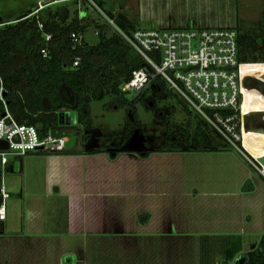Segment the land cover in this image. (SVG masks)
<instances>
[{"label": "crops", "instance_id": "0c3cea01", "mask_svg": "<svg viewBox=\"0 0 264 264\" xmlns=\"http://www.w3.org/2000/svg\"><path fill=\"white\" fill-rule=\"evenodd\" d=\"M137 16H128L136 28L151 21ZM92 129L79 130L76 148L68 141L60 151L14 156L20 170L0 165L2 179L22 174V231L37 237V247L76 239L81 257L70 264H225L219 237L240 236L246 253L263 234L264 178L238 153L163 149L143 157L125 148L129 140L115 150L97 146ZM247 181L254 191L243 192ZM8 214L9 204L0 231Z\"/></svg>", "mask_w": 264, "mask_h": 264}, {"label": "trees", "instance_id": "16d2710c", "mask_svg": "<svg viewBox=\"0 0 264 264\" xmlns=\"http://www.w3.org/2000/svg\"><path fill=\"white\" fill-rule=\"evenodd\" d=\"M95 1L103 7L101 0ZM116 5H111V9L106 10L107 14L127 33L134 31V21L130 20L122 9L120 11L123 13H114ZM65 16L52 13V10L47 8L17 23L0 27V113L3 114L6 107L19 124L36 126L42 138L47 137L50 130L57 126L58 115L63 110L77 112L78 124L87 129L92 128L91 103L102 100L105 96L123 97L124 83L132 78L134 71L145 67L144 61L137 58L119 36L112 34L107 38L106 29L101 25L97 26L98 44L90 46L83 38L82 45L76 51L72 50L71 34L83 37L94 23L85 18L79 19V13L71 22H67ZM234 27L239 33V61L243 64L260 63L262 49L257 45L258 40L264 41V15L256 25H244L238 20ZM244 27L246 31L243 32ZM47 35H51L50 41H46ZM43 49H47L46 58L42 54ZM76 56L82 57L78 67L73 66ZM243 71L255 76L264 75V67L260 65L246 66ZM162 86L166 88L167 96H171V91L163 82L152 84V88L156 90ZM262 95L245 92V114L264 112V91ZM145 98L146 92H143L133 101H124L123 105L129 107L135 118L136 104L142 103ZM187 111L191 114L188 108ZM138 128H142V124L136 120L134 125H126L123 144ZM175 132L177 131L167 135L166 151L236 152L244 158L234 146L223 140L198 116L194 134L184 135L193 148L182 149L176 145L175 149H171L170 136ZM237 146L258 165V159L264 157V134L243 131V141L238 142ZM150 155L151 152L141 154L143 157ZM242 190L254 191L253 183L247 181ZM219 238L223 240L220 253L225 264L236 259L243 264H264V232L258 248L246 253L243 252L240 236ZM206 239L207 237H204V240ZM213 251L210 253L213 254ZM202 253L204 256L208 251L203 250Z\"/></svg>", "mask_w": 264, "mask_h": 264}, {"label": "rangeland", "instance_id": "374dc122", "mask_svg": "<svg viewBox=\"0 0 264 264\" xmlns=\"http://www.w3.org/2000/svg\"><path fill=\"white\" fill-rule=\"evenodd\" d=\"M61 1L49 7L52 13L66 15L67 22H71L79 13L80 18L88 19L94 23L84 33L83 38L86 44L90 46L98 44L99 39L96 36L98 25L105 27L107 38L113 34V30L107 25L104 17L84 0L80 3L72 0ZM105 2L108 10L111 9L112 2H116L118 11L122 9L128 16L130 12L137 14L140 19L146 17L147 20L151 21L141 23V27L150 29L159 28L163 25L176 28L191 25L200 27L235 26L238 20H241L244 25H256L264 15V0H105ZM79 4L83 6L82 10H79ZM37 8L38 0H0V23H17L30 17ZM138 9L141 12H138ZM137 17L133 18L137 20ZM242 31H246V27L242 28ZM257 47L262 49L260 52L262 61L250 65L264 67V41L258 40ZM246 72V87L251 92L257 90L262 95L264 75L255 76L248 71ZM167 94L164 86L160 87L159 91L152 87L146 90L144 101L136 104L137 117L135 116V120L142 124V128L135 130L125 144V148L137 152L163 150L166 147L168 133L174 131L177 132L170 136L169 146L171 149H175L176 145L182 149L193 148L189 139L184 135L187 133L194 134L196 114L193 112L190 114L186 104L180 102L178 97L172 94L167 96ZM134 99L133 93H125L121 98L105 96L104 99L91 103L93 129L90 134L93 136V140L97 142V146H110L111 150L118 149L116 146L119 148L122 146L126 125H134L130 120L129 107H123L122 101L128 103ZM81 128L83 127L78 124L77 112L63 110L58 115L57 126L50 130L49 136L67 138L69 141L67 148L72 149L79 144L81 138L78 137V133ZM247 130L248 132L264 134V112H252L245 117L244 131L247 132ZM8 159L11 164H15L16 168L19 169L20 162L16 160V157L8 155ZM258 167H253V169L257 170L264 178V169ZM2 180L13 196L8 202L9 214L8 220L5 222L6 229L0 231V264H70L71 260L76 261L77 256L81 257V251H78L81 244L76 239H45L46 245L39 248L37 247V237L25 236L22 231L24 221L22 202L18 199L22 192V174L7 175L2 179L0 173V188ZM254 220L257 223L259 217H255ZM260 220L261 222L264 221V210L261 212ZM260 237L254 238L257 241L252 242L250 251L258 248ZM52 242L55 245L50 246ZM217 243L219 244V242ZM74 250L78 255H71V251ZM221 250V248L217 250V259L222 256L219 253ZM62 253L65 254L62 255ZM60 255L62 256L59 257ZM213 256L217 255L214 254Z\"/></svg>", "mask_w": 264, "mask_h": 264}, {"label": "built area", "instance_id": "2783aa9c", "mask_svg": "<svg viewBox=\"0 0 264 264\" xmlns=\"http://www.w3.org/2000/svg\"><path fill=\"white\" fill-rule=\"evenodd\" d=\"M72 1L80 3L82 0ZM84 1L104 17L113 34L119 36L135 56L145 63L144 68L134 71L132 78L124 83L123 93H133L136 98L152 87L154 82H163L191 112L206 121L223 140L234 146L249 164L264 169L237 146L238 142L243 141L245 117L249 115L243 111L245 92L251 90L246 87L243 71L250 64L239 61V33L234 26L136 28L127 33L107 14L105 0H101L103 7L95 0ZM60 2L62 1L38 0V8L33 15ZM111 5H116V2ZM80 6L79 4V10H82L83 6ZM114 13L118 15L123 12H118L115 8ZM5 25L7 24L0 23V27ZM96 36H99V30ZM51 38V35H47L46 41ZM71 39L72 50L76 51L82 45L83 37L73 33ZM42 54L46 58L47 49H43ZM81 60V56H76L73 66L78 67ZM256 93L259 92L256 90ZM0 141L9 145L7 151H0L3 167L8 164V155L24 156L48 151L52 147L60 151L68 143L67 138H53L49 135L42 138L36 126L19 124L6 107L5 112L0 113ZM10 197L2 180L0 222L7 219Z\"/></svg>", "mask_w": 264, "mask_h": 264}, {"label": "water", "instance_id": "95a60500", "mask_svg": "<svg viewBox=\"0 0 264 264\" xmlns=\"http://www.w3.org/2000/svg\"><path fill=\"white\" fill-rule=\"evenodd\" d=\"M130 120L131 121L135 120V118H134V116H132V114L130 116ZM8 149H9L8 143L4 142V141H0V151H7ZM258 162L260 163L259 165L261 167H264V157H262V159H258Z\"/></svg>", "mask_w": 264, "mask_h": 264}, {"label": "flooded vegetation", "instance_id": "af4514ba", "mask_svg": "<svg viewBox=\"0 0 264 264\" xmlns=\"http://www.w3.org/2000/svg\"><path fill=\"white\" fill-rule=\"evenodd\" d=\"M156 90V89H155ZM157 91H159V90H157ZM146 92V91H145ZM149 103V102H148ZM150 104V103H149Z\"/></svg>", "mask_w": 264, "mask_h": 264}]
</instances>
